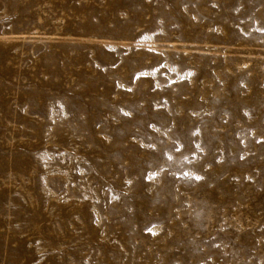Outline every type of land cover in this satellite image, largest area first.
<instances>
[{"label":"rangeland","instance_id":"1","mask_svg":"<svg viewBox=\"0 0 264 264\" xmlns=\"http://www.w3.org/2000/svg\"><path fill=\"white\" fill-rule=\"evenodd\" d=\"M0 264H264V0H0Z\"/></svg>","mask_w":264,"mask_h":264}]
</instances>
